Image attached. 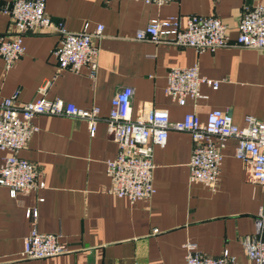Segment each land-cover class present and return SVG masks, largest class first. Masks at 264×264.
<instances>
[{"label":"crops","instance_id":"0c3cea01","mask_svg":"<svg viewBox=\"0 0 264 264\" xmlns=\"http://www.w3.org/2000/svg\"><path fill=\"white\" fill-rule=\"evenodd\" d=\"M255 5H264V0H176L161 6L133 0H45V14L69 32H79L84 24L89 31L103 27L95 41L99 53L94 77L86 68L76 74L56 73L51 55L56 34L32 31L23 35L24 52L10 69L5 71L0 59V101L15 90L18 104L34 101L37 88L47 85L46 99L82 110L96 107L99 120L89 136L79 119L49 115L32 119L37 132L19 157L35 165L44 188L11 198L0 187V264H184L186 241L202 255L217 257L227 251L236 264H251L241 240L253 233L262 193L252 181L250 164L234 158L235 140L227 139L220 151L216 187L210 191L188 181L189 135L168 131L164 146L152 147L154 194L130 203L107 192L105 163L115 157L117 147L107 135L104 119L111 98L123 87L132 90V120L141 119L148 109L166 110L171 122L187 113L203 122L211 110L227 111L238 128L244 126L246 115L261 119L263 53L236 47L196 53L187 47L134 40L152 19L190 15L218 18L233 38L242 12ZM10 28L7 17L0 15V34ZM192 65L216 88L201 84L198 92L204 99L178 106L163 94L166 72ZM5 156L0 152V164ZM28 209L36 210L35 230L59 234L67 253L40 260L19 256L31 228L24 216Z\"/></svg>","mask_w":264,"mask_h":264},{"label":"built area","instance_id":"2783aa9c","mask_svg":"<svg viewBox=\"0 0 264 264\" xmlns=\"http://www.w3.org/2000/svg\"><path fill=\"white\" fill-rule=\"evenodd\" d=\"M145 5L161 6L176 0H133ZM45 0H12L0 4V15L7 17L11 31L0 34V59L4 70L10 69L23 54L22 37L32 31L56 34L57 44L51 52L56 73H78L86 68L89 77L97 69L99 49L95 43L101 37L102 26L89 31L87 24L77 33L67 31L62 23H53L44 12ZM152 19L134 35L138 42L164 43L187 47L196 53L213 52L219 48L252 49L264 54V5L245 9L231 38L224 24L216 17L190 15ZM206 84L211 89L216 83L198 75L196 65L170 68L166 72L163 94L183 106L187 100L204 99L198 89ZM47 85L37 88L38 97L27 103H17L18 91L0 101V152L6 156L0 164V187L11 198L43 189L41 174L32 163L19 157L31 136L37 132L32 119L38 115L64 116L85 122L89 136L95 132L99 113L96 107L82 110L59 99L45 98ZM132 90L123 87L111 98L107 117L109 139L116 144L117 153L106 161L105 173L109 180L108 193L130 203L147 200L155 190L152 185V147L165 144L168 131L185 132L191 140L188 161V181L199 183L212 191L216 187L221 150L227 139L235 140L234 158L251 166V178L262 193L261 205L253 218V233L241 240L244 256L251 264H264V113L261 119L244 117V126L236 127L227 111L211 110L203 122L194 113L171 122L166 110L148 109L138 120L131 119ZM39 199L38 202H41ZM31 228L22 239L19 256L24 260H40L67 253L59 234L38 233L35 230V209L25 211ZM155 233V231H153ZM184 264H236L233 256L223 251L217 257L200 254L195 244L182 245Z\"/></svg>","mask_w":264,"mask_h":264}]
</instances>
